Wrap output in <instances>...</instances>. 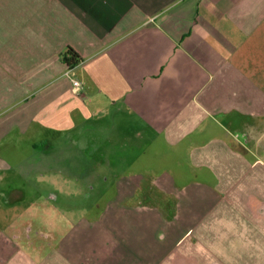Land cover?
<instances>
[{
	"label": "crops",
	"instance_id": "1",
	"mask_svg": "<svg viewBox=\"0 0 264 264\" xmlns=\"http://www.w3.org/2000/svg\"><path fill=\"white\" fill-rule=\"evenodd\" d=\"M38 141L112 197L41 193ZM0 264H264V0H0Z\"/></svg>",
	"mask_w": 264,
	"mask_h": 264
},
{
	"label": "rangeland",
	"instance_id": "2",
	"mask_svg": "<svg viewBox=\"0 0 264 264\" xmlns=\"http://www.w3.org/2000/svg\"><path fill=\"white\" fill-rule=\"evenodd\" d=\"M37 143L39 145L38 148L35 149L37 152H34V150L32 151L31 149L33 158L27 160H30L35 167H40V169L43 167V173H33L31 175L33 183H37V186H41V193L59 199L60 204H63L66 211L70 210L73 206L74 212L79 213L80 211L83 214H88L90 208H94L93 210L97 212V210L100 209V206L106 202V199L109 196L112 197L114 191H107L104 189V186L106 185L104 182L105 179L113 180V178L119 177V174L113 173L112 175H109L108 173H102L103 168H105L103 164L104 159L102 158L103 144L99 149L101 151L91 150V156L89 158L81 157L80 159H75L72 156L74 154L71 151L72 144L70 142H55L54 144H56V148L58 146V150L56 149L54 153H48V156L46 155V157L43 155L44 158L39 161V157L42 155L41 146H43V142L38 141ZM98 146H100V143H98ZM82 148L83 143L81 142L79 150H82ZM88 154L89 152H86V157ZM115 163L116 166H120L119 160H116ZM84 164L87 166H93L92 169L96 167V169L100 170V173H97L95 176L82 173L81 171L85 169L82 166ZM47 168H49V170ZM40 169L38 168V171H40ZM78 171L81 173L77 174ZM74 173H76V175ZM89 177H92V183L90 184L92 188L86 190L83 180L89 179ZM76 178L80 179V182H77Z\"/></svg>",
	"mask_w": 264,
	"mask_h": 264
},
{
	"label": "trees",
	"instance_id": "3",
	"mask_svg": "<svg viewBox=\"0 0 264 264\" xmlns=\"http://www.w3.org/2000/svg\"><path fill=\"white\" fill-rule=\"evenodd\" d=\"M62 60L67 65V67H74L81 62L82 58L79 53L75 51V49H73L72 47H68L62 56ZM38 146L39 145L37 144L34 148L37 149ZM41 147L43 150L45 148V143H43V146Z\"/></svg>",
	"mask_w": 264,
	"mask_h": 264
},
{
	"label": "built area",
	"instance_id": "4",
	"mask_svg": "<svg viewBox=\"0 0 264 264\" xmlns=\"http://www.w3.org/2000/svg\"><path fill=\"white\" fill-rule=\"evenodd\" d=\"M73 86L76 90H81L82 89V84L80 83V81L74 80L73 81Z\"/></svg>",
	"mask_w": 264,
	"mask_h": 264
}]
</instances>
